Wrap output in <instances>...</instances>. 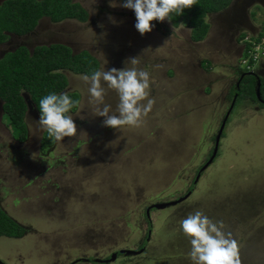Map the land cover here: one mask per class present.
Masks as SVG:
<instances>
[{"label":"rangeland","instance_id":"rangeland-1","mask_svg":"<svg viewBox=\"0 0 264 264\" xmlns=\"http://www.w3.org/2000/svg\"><path fill=\"white\" fill-rule=\"evenodd\" d=\"M72 1L86 10L85 21L52 22L42 16L27 33L8 34L0 56L18 45L31 52L63 43L71 53L88 51L98 61L97 70L125 67L126 59L138 56V67L150 73L149 98L155 103L142 126L108 130L104 117L94 114L89 85L79 79L83 75L61 70L62 91L80 94L79 108L68 114L77 134L54 139L45 153L39 151L44 129L31 103L22 117V141L12 136L0 104V206L28 228L19 238L0 237V262L102 258L118 248L134 249L149 228L142 255L103 264H192L179 221L202 210L225 223L238 241L241 264H264V107L237 102L217 154L197 182L194 173L209 157L236 69L255 65H242L240 55L245 40L263 30L264 0H231L225 9L207 14L208 31L195 43L185 25L173 27L169 20L142 36L134 27V11L121 7L122 0ZM215 38L217 45L208 43ZM261 69L258 77H264V64ZM104 87V104L115 113L119 96ZM189 184L184 200L150 210L146 220L147 204L182 196Z\"/></svg>","mask_w":264,"mask_h":264},{"label":"trees","instance_id":"trees-1","mask_svg":"<svg viewBox=\"0 0 264 264\" xmlns=\"http://www.w3.org/2000/svg\"><path fill=\"white\" fill-rule=\"evenodd\" d=\"M230 1L196 0V5L185 9L182 15L171 13L170 23L173 27L182 23L189 29L190 41H200L209 28L205 20L206 15L224 9ZM42 16L48 17L52 22L63 19H75L82 22L86 20L87 12L78 2L72 0H2L0 2V43L6 40L7 33L23 35L32 30ZM153 23L155 28L161 26L159 22ZM262 29L264 30V25ZM262 31L251 38V42H245L243 58L248 56L247 50L252 42L256 43L261 39ZM247 64H253L251 58L245 63ZM97 66V59L88 51L71 53L66 45L60 43L35 46L31 52L21 45L2 54L0 56V102H2L3 114L8 120L12 136L20 141L25 137L22 117L27 107L23 96H27L39 117V102L44 96L50 93H64L62 90L66 85V78L60 72L61 70L90 76L97 70ZM204 67L206 66L203 65ZM244 79L245 84L239 83V90L235 91L234 104L244 97L256 100L254 77L247 75ZM258 92L259 98L264 100V78H259ZM67 94L73 100L79 101L78 92H67ZM76 108L77 104L69 113L74 112ZM52 144H54V138H49L47 132L43 130L39 139V151L45 153ZM26 229L28 228L17 222L0 206V237L19 238L25 234ZM145 236H147L146 232Z\"/></svg>","mask_w":264,"mask_h":264},{"label":"clouds","instance_id":"clouds-1","mask_svg":"<svg viewBox=\"0 0 264 264\" xmlns=\"http://www.w3.org/2000/svg\"><path fill=\"white\" fill-rule=\"evenodd\" d=\"M194 5L196 0H124L120 6L134 11V27L143 36L153 31L154 21H171V13L182 15ZM110 6L117 5L111 3ZM139 63L138 56L130 57L125 67L96 70L90 76L79 77L89 85L90 101L96 106L94 114L104 117V126L138 128L152 110L155 100L149 98L150 73L139 68ZM105 84L119 96L115 113H110L111 106L104 104ZM78 103L67 92L50 93L40 100L38 123L49 138L62 141L65 137L76 136L77 125L67 113ZM179 228L191 245L188 256L192 264H241L238 241L226 231L223 221H214L202 210H195L179 221Z\"/></svg>","mask_w":264,"mask_h":264},{"label":"flooded vegetation","instance_id":"flooded-vegetation-1","mask_svg":"<svg viewBox=\"0 0 264 264\" xmlns=\"http://www.w3.org/2000/svg\"><path fill=\"white\" fill-rule=\"evenodd\" d=\"M66 21L67 19H63V20H61V21ZM72 20H74V19H72ZM80 22V21H79ZM8 34H12V33H7V35ZM13 35H15V34H13ZM16 36H18V35H16ZM224 38L226 39V40H228V38H226L225 36H224ZM246 39V35L245 36H242V39ZM203 40V39H202ZM6 41V40H5ZM5 41H3V42H5ZM201 41V40H200ZM229 42H230V40H228ZM247 40H245V42H246ZM2 42V43H3ZM192 42V41H191ZM197 42H199V41H197ZM217 40H216V38L215 39H213V40H211V41H208V43L209 44H216L217 45ZM245 42H244V44H245ZM195 43V42H194ZM205 43H206V41H205ZM1 44V43H0ZM220 45V44H219ZM18 46H21V45H18ZM18 46H16V47H18ZM23 46V45H22ZM221 46V45H220ZM229 46V45H228ZM15 47V48H16ZM230 47V46H229ZM229 47H227L226 49H229ZM14 48V49H15ZM244 48H245V46L243 45V48H242V52H243V50H244ZM227 52H229V50L227 51ZM225 57V56H224ZM228 55L225 57L226 58V60L228 59ZM240 57H242V53H241V55H240ZM264 58H262V59H260L259 61H257L256 63H255V65L254 66H245L244 68H245V70L244 71H242L241 69H239V67L236 69V72H237V81L234 83V90H233V92L231 93V98H230V101H229V103H228V106L226 107V110L225 111H227V109H228V107H229V105H230V103H231V100H232V98H234L233 99V104H232V106H231V109L229 110V113L231 112V110L233 109V107L236 105V104H234V100H235V98H236V92L235 91H238L239 90V83L241 84V85H244L245 84V76H247V75H250V76H253L254 77V79H255V81H256V77L259 79V78H264V77H258L256 74H255V72L256 73H258L260 70H262L261 68H262V66H263V60ZM230 60H232L231 58H230ZM241 64L243 65V63H242V61H241ZM258 66V67H257ZM255 67L257 68V69H255ZM254 68V69H253ZM231 72L233 73L234 72V70L233 69H231ZM249 72H251V73H249ZM75 74V73H74ZM80 96V95H79ZM243 102V104H244V107H250L249 105H245V104H250V105H254L255 104V108H263L264 107V100L263 99H256V100H253V99H250V98H248V97H244V98H241V100H240V102ZM79 103L77 104V108L76 109H78L79 108V106H80V98H79V101H78ZM2 102H0V104H1ZM73 113V112H72ZM72 113H70V114H72ZM229 113L227 114V117H228V115H229ZM227 117H226V119H225V122H226V120H227ZM221 122V121H220ZM224 122V123H225ZM220 124V123H219ZM224 126V125H223ZM106 127V126H105ZM219 127V126H218ZM108 128V130H110V127H107ZM223 129V128H222ZM116 131H117V129H116ZM222 132V131H221ZM216 133V132H215ZM222 134V133H221ZM220 136H222V135H220ZM220 139V138H219ZM212 146H213V144L211 145V148H210V150H209V155H210V153H211V150H212ZM217 154V153H216ZM204 161V160H203ZM202 165V163L201 164H198L197 165V168L199 169V167ZM209 166V165H208ZM207 166V167H208ZM206 167V168H207ZM196 168V170H195V177H196V174H197V172H198V169ZM205 168V169H206ZM205 169H203L202 171H200L199 172V174H198V177L196 178V180H195V182H197V180H198V178H199V176H200V174H201V172H203ZM189 187V188H188ZM188 187H187V191H185L184 193H186V192H191V190H192V186L190 187V184L188 185ZM153 203H155V202H152V203H150V205L151 204H153ZM149 204H147V206H148ZM175 205V204H174ZM146 206V205H145ZM146 208L147 207H145L144 208V210H143V214H145V217H146V220H147V218L149 217V211L150 210H153V209H157V208H153V207H150L149 209H148V214H146ZM148 222V221H147ZM149 229L147 230V228H146V234H147V236H145L143 239L141 238V240L140 241H138L137 243H136V246H135V248L133 249V250H139V249H141V251L139 252V253H137V254H134V255H127V254H123V253H121V250H123V249H128V247H126V248H118V249H115V250H112L111 252H109V254H107V255H105L104 257H98V258H83L82 260H78V259H80V258H75V259H71L70 260V262L68 263V264H74V263H76L77 261H84V262H95V263H101V264H103V263H109V261H106V262H103V261H97V260H106V259H108L109 258V256L111 255V254H115L114 255V259L113 260H115L116 258H118V257H123V256H125V257H130V256H132V257H136V256H140V255H142L143 254V252H144V247H145V243H146V241H148L149 239H148V235H149ZM113 260H111V261H113ZM0 264H5L4 262H0Z\"/></svg>","mask_w":264,"mask_h":264},{"label":"water","instance_id":"water-1","mask_svg":"<svg viewBox=\"0 0 264 264\" xmlns=\"http://www.w3.org/2000/svg\"><path fill=\"white\" fill-rule=\"evenodd\" d=\"M228 5H229V4H228ZM225 8H226V7H225ZM225 8H224V9H225ZM222 10H223V9H222ZM220 11H221V10H220ZM218 12H219V11H218ZM61 44H63V43H61ZM63 45H65V44H63ZM249 73H251V72H249ZM258 88H259V79L256 77V84H255V87H254V91H255L256 99L259 100L260 98H259ZM23 97H24V101H26V104H27V101H29V99L27 98V96H23ZM233 99H234V98H232L231 103H230V105H229L227 111L225 112L224 116L222 117L221 122H220V124H219V127H218V129H217L215 135L213 136V146H212L211 153H210L209 157L207 158V160H206V161L200 166V168H199L200 170H198V172H197V174H196V178L198 177L199 171H202L203 169H205V168H206V167L212 162L213 158H214L215 155H216L217 147H218V143H219V138H220V135H221V131H222V128H223V125H224L225 119H226V117H227V114L229 113V110L231 109V106H232V104H233ZM29 102H30V101H29ZM196 178H195V179H196ZM188 194H189V193L186 192V193L183 194L182 196H179V197H177V198H175V199H173V200H168V201H163V202H155V203H153V204L147 206V208H146V214H148V209H149L150 207L157 208V209H162V208H165V207H168V206L174 205V204H176V203H178V202L184 200V199L188 196ZM140 251H141V249L136 250V251L133 250V249H123V250H121V253H123V254H127V255H134V254L139 253ZM114 255H115V254H111V255L109 256V258L106 259V260H97V261H98V262H99V261H103V262L111 261V260L114 259Z\"/></svg>","mask_w":264,"mask_h":264},{"label":"built area","instance_id":"built-area-1","mask_svg":"<svg viewBox=\"0 0 264 264\" xmlns=\"http://www.w3.org/2000/svg\"><path fill=\"white\" fill-rule=\"evenodd\" d=\"M247 54L248 56L242 59L244 65L249 58L255 64L259 59L264 57V36L258 42L252 43L251 47L247 50Z\"/></svg>","mask_w":264,"mask_h":264}]
</instances>
